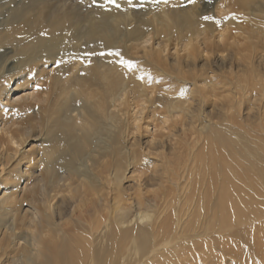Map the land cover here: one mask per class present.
I'll use <instances>...</instances> for the list:
<instances>
[{"label": "bare ground", "instance_id": "6f19581e", "mask_svg": "<svg viewBox=\"0 0 264 264\" xmlns=\"http://www.w3.org/2000/svg\"><path fill=\"white\" fill-rule=\"evenodd\" d=\"M0 264H264V0H0Z\"/></svg>", "mask_w": 264, "mask_h": 264}, {"label": "rangeland", "instance_id": "374dc122", "mask_svg": "<svg viewBox=\"0 0 264 264\" xmlns=\"http://www.w3.org/2000/svg\"><path fill=\"white\" fill-rule=\"evenodd\" d=\"M172 54L174 55V51L172 52ZM224 55L223 54H220L217 58H216V62H217V64H219L220 65V63H223V61H224ZM171 59V61L173 60V58H170ZM219 62V63H218ZM205 62H204V60H201L200 61V65L201 64H204ZM209 110V111H208ZM210 110L212 111V107L211 106H208V108H207V112H210ZM213 112V111H212ZM147 120V119H146ZM142 120L141 122H140V124H141V129H139L138 131L139 132H137V134L135 133L134 134V136H131L130 137V140L132 139V141H133V138L135 137V139H137V140H140L141 141V143H142V145H143V147H144V153H146L145 155H147V152H150V153H152V155L153 156H149L151 159H155V161H157V163H156V168L153 166L152 168H151V170L153 171V170H156L157 172H159V171H161V166H160V164L163 162L162 160H156V155H159V154H161V153H164V154H167L168 153V151L172 148V146L174 145V143H175V140H176V138L174 137H171V135H172V133L174 134L175 132H174V130L173 131H171L172 130V127H171V125L170 124H168V125H166V126H159V127H157V129L156 128H154V126L156 125V122L154 123L153 121V119H149V120ZM146 121V122H145ZM154 125V126H152V125ZM148 125H150V126H148ZM146 126H147V128H146ZM177 127L179 128L180 127V125L178 124L177 125ZM154 129V130H153ZM162 129V130H161ZM148 131V132H147ZM172 133H171V132ZM169 132V133H168ZM163 133H164V136H163V138H166V140L165 139H162V135H163ZM171 133V134H170ZM169 137H168V136ZM137 136V137H136ZM139 136V137H138ZM161 137V138H160ZM171 138V139H170ZM162 139V140H161ZM175 139V140H174ZM164 140V141H163ZM172 141L174 142V143H172ZM156 142V143H155ZM148 143V144H147ZM172 143V144H171ZM161 145H163L164 147H166L167 149H168V151H165V152H163V150H161ZM147 147V148H146ZM156 148H159L158 150H156ZM165 148V150H167ZM172 157L169 155L168 157H167V159H171ZM154 161V162H155ZM158 164V165H157ZM160 167V168H159ZM159 168V169H158ZM150 173H152L151 171H150ZM131 174V175H130ZM129 174V179H130V181L128 180V182H126L125 183V188H126V190H127V193L128 194H130V196L131 197H133L134 196V194L137 192L136 190H140L138 187H137V185L138 184H141V179H140V175L138 176L137 174L138 173H130ZM135 177V178H134ZM139 178V179H138ZM133 179V180H132ZM137 179V180H136ZM133 181H135V182H133ZM32 183H33V181H32ZM29 187H30V189L33 187V185L31 184V182H29ZM137 187V188H136ZM158 188L157 187H147V190L146 191H149V192H155V190H157ZM133 191V192H132ZM145 191V192H146ZM149 198H151V195H150V197ZM149 205L150 206H152L153 204H154V200L153 199H150L149 200ZM135 205V204H134ZM136 208H138V206L137 205H135V209L134 210H136ZM151 209V208H150ZM148 211H149V209H147ZM147 210H144V211H147ZM147 211V212H148ZM147 212H145V213H147ZM137 213H138V211H137ZM150 213H152L151 211H150ZM134 218V217H133ZM140 223V222H139ZM143 224H144V222H142ZM141 223V224H142ZM134 224V223H133ZM128 224H125V226H127ZM132 225V224H131Z\"/></svg>", "mask_w": 264, "mask_h": 264}, {"label": "snow or ice", "instance_id": "6c2138e0", "mask_svg": "<svg viewBox=\"0 0 264 264\" xmlns=\"http://www.w3.org/2000/svg\"><path fill=\"white\" fill-rule=\"evenodd\" d=\"M110 2H115V0H110ZM193 3L196 2V0H192ZM204 20L206 21H214L216 24H220L221 21L220 20H215V18L213 16L210 15H206L203 17ZM89 56L91 55H100V56H115V57H119V61L118 63L127 70V72L131 73L134 71H139V67L137 65L136 62H134L131 59H125L121 53L119 51H108V52H99V53H89L87 54ZM139 79H141L142 81L144 80V76H140ZM149 79H151V77H149Z\"/></svg>", "mask_w": 264, "mask_h": 264}]
</instances>
